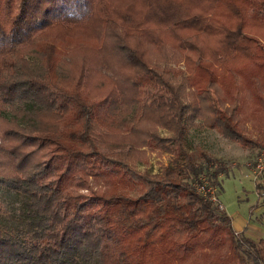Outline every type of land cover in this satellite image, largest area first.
<instances>
[{
  "label": "trees",
  "instance_id": "16d2710c",
  "mask_svg": "<svg viewBox=\"0 0 264 264\" xmlns=\"http://www.w3.org/2000/svg\"><path fill=\"white\" fill-rule=\"evenodd\" d=\"M191 128L264 150V0H0V188L25 226H0V264H264L187 180L222 171ZM152 152L158 172L131 161Z\"/></svg>",
  "mask_w": 264,
  "mask_h": 264
},
{
  "label": "rangeland",
  "instance_id": "374dc122",
  "mask_svg": "<svg viewBox=\"0 0 264 264\" xmlns=\"http://www.w3.org/2000/svg\"><path fill=\"white\" fill-rule=\"evenodd\" d=\"M171 67L181 71L185 76V66L182 61ZM1 115L12 119L8 108ZM248 128L250 124L246 122ZM161 135H167L158 129ZM98 137L97 133H93ZM251 134H254L251 132ZM186 148L196 163H203L199 151L209 155L216 167L222 171L213 183L209 173L201 172L196 179L188 177L189 182H198L212 187V192L205 191V196L213 194L216 202L230 216L231 227L247 232L246 236L256 241L264 238V150L243 148L231 139L218 135L212 129L191 128L187 134ZM168 156L164 153H147L146 160L132 158V163L140 171L155 173L167 163ZM255 186H259L258 189ZM206 189V188H204ZM209 193V194H208ZM20 197L17 193L0 188V226L24 229L22 212H20ZM239 235L242 232H236ZM245 264H255L250 257H245ZM260 264V263H257Z\"/></svg>",
  "mask_w": 264,
  "mask_h": 264
},
{
  "label": "built area",
  "instance_id": "2783aa9c",
  "mask_svg": "<svg viewBox=\"0 0 264 264\" xmlns=\"http://www.w3.org/2000/svg\"><path fill=\"white\" fill-rule=\"evenodd\" d=\"M204 185V184H203ZM203 185L202 184H197L196 185V189L199 191V192H202V193H204V194H206L205 193V191H207V192H212V188L211 187H208L207 189H204V187H203ZM209 194V193H208ZM208 198L210 199V200H216V198L214 197V195L213 194H209L208 195Z\"/></svg>",
  "mask_w": 264,
  "mask_h": 264
},
{
  "label": "crops",
  "instance_id": "0c3cea01",
  "mask_svg": "<svg viewBox=\"0 0 264 264\" xmlns=\"http://www.w3.org/2000/svg\"><path fill=\"white\" fill-rule=\"evenodd\" d=\"M235 232H242L244 235H246V231L244 230L245 228L243 227L242 229H234L232 228Z\"/></svg>",
  "mask_w": 264,
  "mask_h": 264
}]
</instances>
